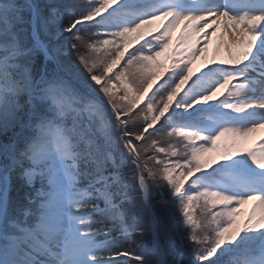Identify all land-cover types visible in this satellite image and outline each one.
<instances>
[{
  "label": "snow or ice",
  "instance_id": "1",
  "mask_svg": "<svg viewBox=\"0 0 264 264\" xmlns=\"http://www.w3.org/2000/svg\"><path fill=\"white\" fill-rule=\"evenodd\" d=\"M259 130L264 0H0V264H264Z\"/></svg>",
  "mask_w": 264,
  "mask_h": 264
},
{
  "label": "trees",
  "instance_id": "2",
  "mask_svg": "<svg viewBox=\"0 0 264 264\" xmlns=\"http://www.w3.org/2000/svg\"><path fill=\"white\" fill-rule=\"evenodd\" d=\"M19 3H23V0H18ZM49 2V0H42L41 3H47ZM51 2H57V0H51ZM25 18H28V14L25 13ZM27 27V25H25ZM41 38L42 39H49L48 37H45L43 34H41ZM72 82V81H70ZM125 172L127 171V168L123 169ZM22 182L17 180L15 177L13 179V187L12 190L10 192V199L12 202H14L13 204H25V200L23 199L24 193L28 192L29 189L26 187H21ZM19 189V191H18ZM153 196V200L157 201L159 199V196L157 194L152 193ZM121 211H123L125 213V220L127 223H131L132 222V216H133V212L132 210L129 208V205L127 203H123L122 207H121ZM137 217L138 216V212L136 213ZM178 231H180L183 235L187 236L188 233V229L187 227L184 225V227H182L180 225V227L178 228ZM123 238V237H122ZM160 242H164L161 239V235H160ZM121 246L123 247V249L128 248V247H132L135 251L134 254H137L138 252H140L141 250L143 251H148L149 250V246H150V234L148 231L144 232L143 234L137 233V232H132V234L127 237L126 239L123 238L122 244ZM193 247H198L196 245H193L189 240H185L184 241V259L186 261H190L192 259H195L194 256H192L191 253V249ZM181 250L180 249V245H179V239L177 236H172L171 240L169 239L167 241V243H165V250H164V255H163V260L165 262V264H173V260L176 258V254L177 251ZM206 254V253H205ZM134 263V260H133Z\"/></svg>",
  "mask_w": 264,
  "mask_h": 264
},
{
  "label": "rangeland",
  "instance_id": "3",
  "mask_svg": "<svg viewBox=\"0 0 264 264\" xmlns=\"http://www.w3.org/2000/svg\"><path fill=\"white\" fill-rule=\"evenodd\" d=\"M41 1L42 0H38V2H40L41 3ZM134 36H135V34L133 35V39H134ZM72 55V59L73 60H75V53H72L71 54ZM77 63H78V61H77ZM199 61L196 63V64H194L193 65V70H195V68L196 67H198L199 66ZM82 67V66H81ZM195 77H193V79H194ZM70 83H72V82H70ZM191 83V81H189V84ZM188 85H185V87H187ZM98 87V86H97ZM156 99H159V96H157L156 97ZM168 131H170V129H163L162 131H161V133L159 134V137H160V140H161V143H160V145L159 146H161V147H167L169 144H173V143H177L178 141H177V139L175 138V137H173V138H169V137H167V135H166V133L168 132ZM149 139H151V137L149 138ZM259 140H257L256 142H258ZM224 142V138H221V140L220 141H218L217 142V147H215V148H212L208 153H206V157L208 158V159H219V156L222 154L221 153V149H220V145L222 144ZM254 143H255V141H254ZM252 143L250 142V143H246L245 142V146H248V145H251ZM208 171H211V169H209ZM153 193L154 194H157L158 196H159V194H158V192H156V191H153ZM189 194H191V193H189ZM159 199H160V196H159ZM158 199V200H159ZM251 201H249V202H247L246 204H244V205H242L241 207H242V209H243V211H244V213L246 214V212L248 211V209L251 207ZM198 212H199V210L197 209V214H198ZM140 214H139V212H138V216H139ZM181 226L182 227H184V225L181 223ZM149 232V234H151V232L150 231H148ZM175 235V233H173V234H171V235H169V234H166V233H161V239L164 241L163 243L162 242H160V244H161V246L163 247V249L165 250V243H167V241L170 239L171 240V238H172V236H174ZM176 236V235H175ZM152 246H153V244H152ZM152 246H151V248H149V251L152 249ZM152 259H153V261H154V264H155V261L157 260V257H152ZM133 264H136V263H133Z\"/></svg>",
  "mask_w": 264,
  "mask_h": 264
},
{
  "label": "bare ground",
  "instance_id": "4",
  "mask_svg": "<svg viewBox=\"0 0 264 264\" xmlns=\"http://www.w3.org/2000/svg\"><path fill=\"white\" fill-rule=\"evenodd\" d=\"M211 52H212V48L210 47L209 49V56H211ZM261 137H264V130H259L258 132L252 134L245 142L247 143H254V141L256 142L257 140H259Z\"/></svg>",
  "mask_w": 264,
  "mask_h": 264
}]
</instances>
